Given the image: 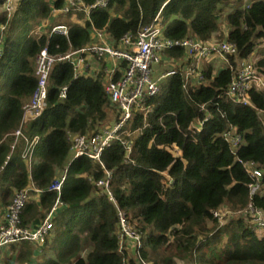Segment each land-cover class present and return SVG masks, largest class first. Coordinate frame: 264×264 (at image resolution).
<instances>
[{"label": "trees", "instance_id": "obj_1", "mask_svg": "<svg viewBox=\"0 0 264 264\" xmlns=\"http://www.w3.org/2000/svg\"><path fill=\"white\" fill-rule=\"evenodd\" d=\"M63 3L23 0L8 21L0 59V213L17 190L33 181L40 199L27 203L22 223L39 224L58 195L50 189L52 181L68 169L61 195L66 204L55 215L53 237L33 262L34 249L23 241L20 264H138L139 258L152 264H264L263 230L238 216L221 226L213 215L223 205L237 211L250 201L264 210V88L250 89L251 104L227 94L242 61L254 54L257 74L264 78V0H251L249 7L245 0H110L106 8L92 9V23L116 40L160 13L168 37L229 40L237 52L215 74L214 61L206 63L203 81L187 85L181 72L165 78L160 92L146 99L103 150L101 162L88 156L70 159L72 135L99 131L118 114L103 74L75 78L70 63L57 62L49 77L47 108L22 127L27 137H40L29 168L22 158L26 142L15 131L37 87L36 55L46 46L52 54L66 53L92 40L91 21L80 23L83 13L54 20L68 25V37L37 33L52 6ZM5 22L1 12L0 23ZM166 55L184 64L185 49L171 48ZM63 85H68L64 99L59 96ZM207 116L201 130L191 128ZM230 128L242 135L235 150L224 137ZM123 140L131 141L130 153ZM246 161L263 170L253 197ZM107 171L117 203L98 185L108 178ZM119 210L142 232L139 255L121 248Z\"/></svg>", "mask_w": 264, "mask_h": 264}, {"label": "built area", "instance_id": "obj_2", "mask_svg": "<svg viewBox=\"0 0 264 264\" xmlns=\"http://www.w3.org/2000/svg\"><path fill=\"white\" fill-rule=\"evenodd\" d=\"M23 0H3L0 9L7 15V22L0 23V59L4 54L6 29L8 21L15 14ZM110 0H96L89 4L85 0H64L61 7L52 6L51 14L38 28V33H52L69 36V27L66 24H54L60 14L83 13L81 24L91 21V10L106 8ZM246 7L251 5V0H245ZM92 23V21H91ZM92 40L89 44L66 53L52 54L48 47L42 48L36 55L37 87L24 105V117L20 127L15 131L16 138H23L26 147L22 158L29 168L32 166L33 153L39 136L27 137L22 127L27 120L39 117L47 108L49 97V77L57 62L66 61L72 65L74 77H98L103 74L109 100L118 114L109 125L102 127L92 134L72 135L71 161L81 156H88L95 161H100L103 150L110 143L119 138L118 131L131 119L133 113L143 108V103L148 97L157 95L161 90V82L169 77L182 73L187 85L205 80L203 66L214 61V74L223 68L228 61V56L237 52V45L229 40L204 41L194 36L184 38H171L165 34V25L158 13L150 24L142 25L136 33L127 32L119 40L112 37L106 28H99L92 23L90 28ZM180 47L185 49L184 64L174 58H169L166 51ZM264 88V78L258 76L252 58L242 61L241 67L235 72L229 85L227 94L239 103L251 104L249 91L254 86ZM68 85L60 87L59 96L67 97ZM205 120H196L191 128L199 131L203 128ZM224 137L233 150L242 142V135L236 128L224 132ZM128 153L131 152V141L123 140ZM15 145V144H14ZM104 166V165H103ZM244 166L253 180L249 183L251 197L261 187L263 170L255 161H246ZM66 169L56 175L50 189L57 192L56 201L52 209L46 213L44 219L36 225H23L22 213L27 203L32 199L34 192H41L33 181L26 187L16 191L12 201L0 213V256L4 249L22 241H29L37 247L44 246L54 229V218L58 210L66 203L62 200V190L67 179ZM107 179L100 180L98 185L103 188L110 200L116 202L110 189L109 178L111 171H107ZM214 218L222 226L234 217H243L250 221L252 227L264 231V210L256 207L253 201L240 210H232L223 205L213 210ZM119 231L121 248H131L139 255L143 247L142 232L133 225L127 214L119 210ZM130 264V263H126ZM138 264H152L143 258L138 259Z\"/></svg>", "mask_w": 264, "mask_h": 264}, {"label": "crops", "instance_id": "obj_3", "mask_svg": "<svg viewBox=\"0 0 264 264\" xmlns=\"http://www.w3.org/2000/svg\"><path fill=\"white\" fill-rule=\"evenodd\" d=\"M1 12H3V10H1L0 9V13ZM47 19V18H46ZM46 19H43V20H41L42 22H41V24L43 23V21H45ZM41 24H39L38 25V27H37V33H38V28L40 27V25ZM38 34H40V33H38ZM255 55V54H254ZM254 55L253 56H251V57H253L254 59H256V57H254ZM36 119V118H35ZM31 120H34L33 118H31V119H29V120H27V123L29 122V121H31ZM72 154V153H71ZM71 160V159H70ZM60 173V171H58V174ZM36 195H35V197L34 196H32V199L31 200H34L35 202H39V199H40V195H41V192L40 193H38V192H34ZM30 200V201H31ZM29 201V202H30ZM30 225H33V224H30ZM53 235H54V233L52 232V234H51V236L48 238V240L51 238V237H53ZM25 242V241H24ZM22 243H23V241L22 242H20V243H18V244H14L15 246H19L18 247V250H20L21 248H22ZM32 247H33V249H34V256H33V260H32V262L37 258V256H39L41 253H42V251H43V249H44V246L46 245H44V246H42V247H37L36 245H34L33 243H31V242H28ZM13 245V246H14ZM11 247H12V245L10 246V247H8V248H6V249H4L3 250V252H2V254H1V256H0V264H6L5 263V253L8 251V250H10L11 249ZM9 252V251H8ZM15 257H13L14 259H16L19 255H20V253L18 252V251H15ZM14 264V263H13ZM23 264H29L28 262H25V263H23Z\"/></svg>", "mask_w": 264, "mask_h": 264}, {"label": "rangeland", "instance_id": "obj_4", "mask_svg": "<svg viewBox=\"0 0 264 264\" xmlns=\"http://www.w3.org/2000/svg\"><path fill=\"white\" fill-rule=\"evenodd\" d=\"M42 22V21H41ZM41 22H40V24H41ZM255 57V56H254ZM253 60H254V58L253 57H251ZM35 193H33V196L35 197ZM12 198H13V196H11L10 198H9V200H8V203H10V201L12 200ZM5 206V205H4ZM4 206H2V208L4 207ZM5 208V207H4ZM3 208V209H4ZM12 249V248H11ZM22 250H23V248H22ZM9 251V252H8ZM6 253H5V263L6 264H20V262L17 260L18 259V257L16 258V259H14L13 257H15V251H18L19 252V250H8ZM20 253V252H19Z\"/></svg>", "mask_w": 264, "mask_h": 264}]
</instances>
